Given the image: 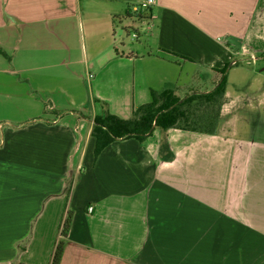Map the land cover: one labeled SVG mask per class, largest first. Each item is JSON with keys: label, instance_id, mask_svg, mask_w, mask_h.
I'll use <instances>...</instances> for the list:
<instances>
[{"label": "crops", "instance_id": "0c3cea01", "mask_svg": "<svg viewBox=\"0 0 264 264\" xmlns=\"http://www.w3.org/2000/svg\"><path fill=\"white\" fill-rule=\"evenodd\" d=\"M145 1L0 0V264H52L68 210L60 264H264V114L239 101L255 97L226 90L214 134L156 129L97 158L92 122L55 103L128 119L152 90H210L234 57L264 58V0ZM117 20L155 46L100 48Z\"/></svg>", "mask_w": 264, "mask_h": 264}, {"label": "trees", "instance_id": "16d2710c", "mask_svg": "<svg viewBox=\"0 0 264 264\" xmlns=\"http://www.w3.org/2000/svg\"><path fill=\"white\" fill-rule=\"evenodd\" d=\"M138 11L139 8H136L135 12ZM127 15L131 14L128 12ZM0 53L11 60V57L1 47ZM226 70L227 66L219 71L213 70L217 81L210 90L197 91L189 86H175L162 91L152 90L151 101L139 106L128 119L110 112L94 118L77 110L71 112L75 113L79 119L92 122L91 135L95 140L94 158H97L105 148L117 140L136 139L143 142L156 129L167 131L175 128L214 134L218 128L222 106L226 102ZM49 105V102L45 105V114L50 112L56 119L64 115ZM42 119L43 117H36L23 125ZM72 216V211L68 210L62 224L60 239L54 249L52 264H60L62 261Z\"/></svg>", "mask_w": 264, "mask_h": 264}, {"label": "rangeland", "instance_id": "374dc122", "mask_svg": "<svg viewBox=\"0 0 264 264\" xmlns=\"http://www.w3.org/2000/svg\"><path fill=\"white\" fill-rule=\"evenodd\" d=\"M132 21V20H131ZM134 21V20H133ZM116 28L113 27L109 30H97L95 33H93L92 38H95L97 43L101 45L100 48H103L104 50L107 48H115V46L118 45V48L120 51H124L126 54H128V50H131V47L133 49L139 48L141 52L144 50H149L154 45V38L150 36L151 31L150 25L147 24V22L144 24L143 22H138L136 26H132L130 28L124 29L122 27L121 21L117 20L116 22ZM152 26V25H151ZM129 29V30H128ZM91 36L88 35V47L93 45V42ZM235 38V37H234ZM221 40H228L226 36H222ZM219 43L218 39H216ZM148 43V47L144 48V44L146 46ZM92 43V44H91ZM233 44V43H231ZM97 46H95L96 48ZM99 48V47H97ZM144 48V49H143ZM261 50L256 51V55H262L264 54V44H261ZM145 52V51H144ZM89 53V59H91V51ZM97 54V52H96ZM236 56V55H235ZM233 60L236 61L237 65H231ZM228 67L226 70V90L231 94L233 98L240 99L241 97L246 98V96L250 95L251 97H255L253 100H239L241 106L245 107L241 110V115H244L245 113H249L250 117L251 115H258V114H264V58L258 60L255 64L250 57H243V56H236L232 59L230 63H228ZM210 73H212L210 71ZM217 79L215 78L213 82L209 85V87H213ZM243 99V98H242ZM54 103V100H52ZM60 107H67L68 109H74V110H81L82 112H89L87 106H82L81 109H77L79 106V102L72 101V100H57L55 103ZM243 104V105H242ZM88 105H90L88 103ZM238 106V104L236 105ZM80 111V112H81ZM46 114H51L50 112ZM44 116L43 118H45ZM9 121H21V119L29 118L28 115L23 116H8L7 117ZM4 118L0 119V124L4 126ZM264 119V118H263ZM7 121V124L10 125V122ZM17 122H13L12 125H16ZM88 131V129H87ZM86 131V132H87ZM79 150V145L76 146V151ZM73 161V159H72ZM73 181H70V185ZM65 205V203H64Z\"/></svg>", "mask_w": 264, "mask_h": 264}, {"label": "built area", "instance_id": "2783aa9c", "mask_svg": "<svg viewBox=\"0 0 264 264\" xmlns=\"http://www.w3.org/2000/svg\"><path fill=\"white\" fill-rule=\"evenodd\" d=\"M155 3V0H146L145 3L143 4L144 7L151 6ZM221 40V39H220ZM236 63V62H234ZM90 211H92V207L89 208Z\"/></svg>", "mask_w": 264, "mask_h": 264}, {"label": "water", "instance_id": "95a60500", "mask_svg": "<svg viewBox=\"0 0 264 264\" xmlns=\"http://www.w3.org/2000/svg\"><path fill=\"white\" fill-rule=\"evenodd\" d=\"M233 64H235L234 62L233 63H231V65L230 66H232Z\"/></svg>", "mask_w": 264, "mask_h": 264}]
</instances>
